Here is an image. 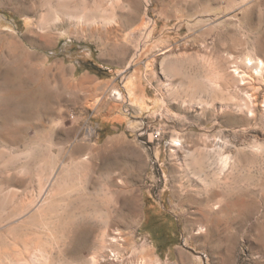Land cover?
I'll return each instance as SVG.
<instances>
[{
    "label": "rangeland",
    "instance_id": "374dc122",
    "mask_svg": "<svg viewBox=\"0 0 264 264\" xmlns=\"http://www.w3.org/2000/svg\"><path fill=\"white\" fill-rule=\"evenodd\" d=\"M0 264H264V0H0Z\"/></svg>",
    "mask_w": 264,
    "mask_h": 264
},
{
    "label": "bare ground",
    "instance_id": "6f19581e",
    "mask_svg": "<svg viewBox=\"0 0 264 264\" xmlns=\"http://www.w3.org/2000/svg\"><path fill=\"white\" fill-rule=\"evenodd\" d=\"M84 16L82 15V16H80V21H84V18H83ZM86 77V76H85ZM83 79V78H82ZM83 82V81H82ZM107 84H109V82H107V83H105L104 85H107ZM108 89H109V87H108ZM105 90V89H104ZM121 92L119 91V90H114V92H113V95L114 96H116V98L117 99H121ZM112 95V94H111ZM104 96V95H103ZM101 101H102V99H96L95 100V102L94 103H92V106L93 107H96V106H98V105H100L101 104ZM98 108V107H97ZM94 109V108H93ZM90 127V126H89ZM91 133V132H90ZM39 247V246H38Z\"/></svg>",
    "mask_w": 264,
    "mask_h": 264
}]
</instances>
